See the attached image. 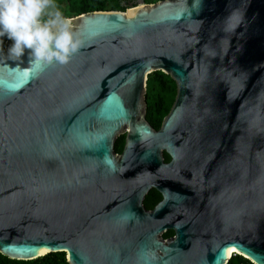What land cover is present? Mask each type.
I'll list each match as a JSON object with an SVG mask.
<instances>
[{"label":"water","instance_id":"obj_1","mask_svg":"<svg viewBox=\"0 0 264 264\" xmlns=\"http://www.w3.org/2000/svg\"><path fill=\"white\" fill-rule=\"evenodd\" d=\"M192 6L160 0L72 17L82 43L64 65L41 69L27 50L10 56L9 42L0 57L1 254L227 264L234 250L264 264V0ZM155 71L176 84L159 129L146 119ZM185 172L192 182L179 185ZM207 173L215 180H197ZM154 188L164 200L147 211Z\"/></svg>","mask_w":264,"mask_h":264},{"label":"clouds","instance_id":"obj_2","mask_svg":"<svg viewBox=\"0 0 264 264\" xmlns=\"http://www.w3.org/2000/svg\"><path fill=\"white\" fill-rule=\"evenodd\" d=\"M202 0H193L192 11L199 12ZM0 37L11 44L8 54L27 55L43 69L52 64L64 65L81 46L73 19L65 16L55 0H0ZM102 163L110 172L116 171L115 161L108 155Z\"/></svg>","mask_w":264,"mask_h":264},{"label":"trees","instance_id":"obj_3","mask_svg":"<svg viewBox=\"0 0 264 264\" xmlns=\"http://www.w3.org/2000/svg\"><path fill=\"white\" fill-rule=\"evenodd\" d=\"M65 16L77 15L93 11H126L128 7L135 6L138 0H65ZM144 3H156L160 0H142ZM9 40L0 37V57L7 52ZM147 113L146 119L155 129H159L164 117L169 113L176 96L174 80L161 71L148 75L147 80ZM125 135H122L115 150L121 153L124 147ZM168 159V154H165ZM0 264H69L65 252L50 253L34 260H13L0 253ZM227 264H253L248 259L236 255L232 256Z\"/></svg>","mask_w":264,"mask_h":264},{"label":"flooded vegetation","instance_id":"obj_4","mask_svg":"<svg viewBox=\"0 0 264 264\" xmlns=\"http://www.w3.org/2000/svg\"><path fill=\"white\" fill-rule=\"evenodd\" d=\"M165 154H167L166 152H164V157ZM169 156V155H168ZM166 163H169L171 161V157L169 156V158L167 159L166 157L164 158ZM160 174V173H159ZM237 175V170H235V168H233L232 170L229 169L228 172H226V179H234L235 176ZM224 176V175H223ZM161 174L159 175V179L161 178ZM192 175L190 172H185L183 173L179 178L177 183L180 185L181 183L184 184H189L190 182H192ZM197 180H201L202 182H207V184L211 183L213 180H215V175H211V174H205L202 177H198ZM206 184V185H207ZM185 187V185H184ZM185 191H186V187H185ZM164 200V193L159 190V189H152L149 191V193L146 195L145 200H144V206L146 208L147 211H152L154 210L158 205H160V203ZM174 236V231L169 229L167 231H165L163 233V237L166 239L172 238Z\"/></svg>","mask_w":264,"mask_h":264},{"label":"rangeland","instance_id":"obj_5","mask_svg":"<svg viewBox=\"0 0 264 264\" xmlns=\"http://www.w3.org/2000/svg\"><path fill=\"white\" fill-rule=\"evenodd\" d=\"M55 3L60 8V10L62 11V13L65 14L66 1L65 0H55ZM140 4H143V1L142 0H138L137 5H135V6H138ZM131 7H134V6H131ZM233 256H236V254H234Z\"/></svg>","mask_w":264,"mask_h":264},{"label":"bare ground","instance_id":"obj_6","mask_svg":"<svg viewBox=\"0 0 264 264\" xmlns=\"http://www.w3.org/2000/svg\"><path fill=\"white\" fill-rule=\"evenodd\" d=\"M234 254H235V251L234 250H229L228 255L233 256Z\"/></svg>","mask_w":264,"mask_h":264}]
</instances>
